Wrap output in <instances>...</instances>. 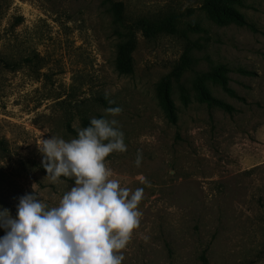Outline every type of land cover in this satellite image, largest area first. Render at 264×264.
<instances>
[{"label": "rangeland", "instance_id": "1", "mask_svg": "<svg viewBox=\"0 0 264 264\" xmlns=\"http://www.w3.org/2000/svg\"><path fill=\"white\" fill-rule=\"evenodd\" d=\"M91 118L119 121L106 166L144 190L122 264H264V0H0V209L33 185L55 206L74 181L38 145Z\"/></svg>", "mask_w": 264, "mask_h": 264}, {"label": "clouds", "instance_id": "2", "mask_svg": "<svg viewBox=\"0 0 264 264\" xmlns=\"http://www.w3.org/2000/svg\"><path fill=\"white\" fill-rule=\"evenodd\" d=\"M120 107H109L112 117ZM71 140L51 135L38 145L50 183L74 181L55 206L37 193L19 198L17 215L0 209V264H122L138 228L143 188L123 186L106 166L113 152H126L124 133L115 118H91ZM138 153L135 165L141 164ZM142 180V178H141Z\"/></svg>", "mask_w": 264, "mask_h": 264}, {"label": "trees", "instance_id": "3", "mask_svg": "<svg viewBox=\"0 0 264 264\" xmlns=\"http://www.w3.org/2000/svg\"><path fill=\"white\" fill-rule=\"evenodd\" d=\"M240 17L242 18V16ZM141 25L143 30L146 31L147 36H153L156 33L166 31L168 30V27H170L169 22L150 24L147 20H144ZM203 264H208V260L205 256H203Z\"/></svg>", "mask_w": 264, "mask_h": 264}]
</instances>
